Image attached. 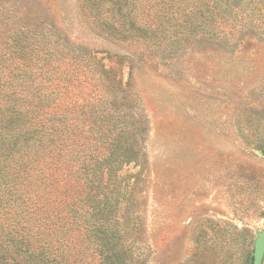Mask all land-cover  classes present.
Instances as JSON below:
<instances>
[{"label":"trees","instance_id":"obj_1","mask_svg":"<svg viewBox=\"0 0 264 264\" xmlns=\"http://www.w3.org/2000/svg\"><path fill=\"white\" fill-rule=\"evenodd\" d=\"M89 1L115 40L227 43L254 17L264 33V0ZM15 19L0 8V264H128L120 173L141 162L143 122L124 103L126 85L44 23Z\"/></svg>","mask_w":264,"mask_h":264},{"label":"rangeland","instance_id":"obj_2","mask_svg":"<svg viewBox=\"0 0 264 264\" xmlns=\"http://www.w3.org/2000/svg\"><path fill=\"white\" fill-rule=\"evenodd\" d=\"M91 4L0 0L17 24L44 23L126 85L123 102L143 122L141 162L120 173L135 241L128 264H249L264 228V33L256 17L227 43L190 37L157 46L107 36Z\"/></svg>","mask_w":264,"mask_h":264},{"label":"water","instance_id":"obj_3","mask_svg":"<svg viewBox=\"0 0 264 264\" xmlns=\"http://www.w3.org/2000/svg\"><path fill=\"white\" fill-rule=\"evenodd\" d=\"M264 155V151L262 152ZM264 260V228L257 233L253 244V254L249 264H262Z\"/></svg>","mask_w":264,"mask_h":264}]
</instances>
